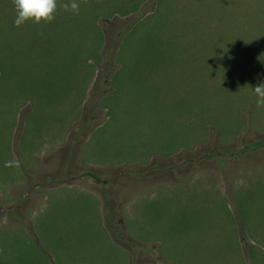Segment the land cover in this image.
<instances>
[{"label":"rangeland","instance_id":"374dc122","mask_svg":"<svg viewBox=\"0 0 264 264\" xmlns=\"http://www.w3.org/2000/svg\"><path fill=\"white\" fill-rule=\"evenodd\" d=\"M2 12L0 3V140L41 138L37 120L61 114L72 127L70 174L100 182L104 202L94 206L90 190L79 205L60 189L13 194L0 209V260L83 264L78 246L91 259L94 239L110 233L134 242L132 264H264V106L253 90L264 83V0H154L133 14L145 27L126 37L89 113L98 59L88 26L15 27V11ZM198 19L204 26L178 42V23ZM154 170L163 184L143 187ZM141 224L143 257L128 234Z\"/></svg>","mask_w":264,"mask_h":264},{"label":"crops","instance_id":"0c3cea01","mask_svg":"<svg viewBox=\"0 0 264 264\" xmlns=\"http://www.w3.org/2000/svg\"><path fill=\"white\" fill-rule=\"evenodd\" d=\"M37 121L39 122L38 126L43 127L41 138H37V132L32 130V135L26 133L24 137L21 134V137H18L17 144L14 143V140H9L10 138L0 140L5 147L14 151L8 155L0 154V209H8L9 206L15 204L12 202L13 194H21L28 191L27 194L34 195L40 194L43 190H53L54 193L59 195V189L61 190V195L69 192L75 194L73 198L77 205H79L80 193L83 190H90L94 193L93 195H96L97 202L93 203V205L102 207L104 198L102 197L101 183L90 176L70 174L71 170L68 162L69 145L70 141H72L70 122L68 123L67 119L63 120L61 114L48 117L45 121L43 118ZM7 129H10L9 124ZM15 145H17V148ZM5 147L1 149L0 145V153L3 150L4 152L6 151ZM66 162L67 164L65 165ZM145 175H143L141 182L143 187L148 186L153 189L163 184L164 174L160 171H148ZM57 200L58 197L54 195V201L56 202ZM82 203L83 201L80 204L83 205ZM157 224L153 223V229ZM148 226V224L146 226L141 224L137 235L128 233L131 238L140 243L141 257L144 254L148 255L151 253L148 241L140 238V233L145 232ZM77 240L78 238L75 241ZM87 242L89 243V241ZM92 244H94V252L91 259L87 253L86 256H83L77 245L76 256L80 258L79 261L83 264H97L103 260H109L111 264H115V260L118 258L124 259L125 264H132L130 255L134 254L135 249L116 239L114 235L110 236V233H107L106 236H101L98 240L94 239Z\"/></svg>","mask_w":264,"mask_h":264},{"label":"trees","instance_id":"16d2710c","mask_svg":"<svg viewBox=\"0 0 264 264\" xmlns=\"http://www.w3.org/2000/svg\"><path fill=\"white\" fill-rule=\"evenodd\" d=\"M153 1L154 0H135L133 1V3L130 2L131 4L128 3L126 5V0H75V2L79 4V13L75 14L72 11H65L61 7V5L65 3H70L71 0H56L57 10L55 13L56 20H54V22L44 23L42 21V25L34 24L33 22H31L32 26L41 27L42 31L44 30L47 31L49 27L51 30H53L54 26L56 25H63V27L66 26L73 27V26L82 25L83 27L88 26V28L91 30L93 40L95 38L97 44L96 57L98 61L96 63L98 64L101 63V66L99 67L98 64L96 63L95 66L93 65L94 70L92 76L94 77V82L91 87L90 95L86 101V105H85L86 113L87 111L89 113L91 109L90 103H92V101L95 99L100 100V98L102 97L103 95L102 93L105 91L103 87L106 85V82L110 77V76L108 77V75L112 74V70L114 69L113 61H115V66H116L121 51L126 50V48H123V43L126 40V37L130 33H132L136 28L142 30L143 27H145V20L138 19L139 17L134 18L135 15L133 14L137 12L145 13L152 6ZM0 3L3 14H12V11H14L12 0H0ZM232 4L234 5L235 2H232ZM185 9H187L186 6ZM114 15H118L120 17L126 15H130V16L126 20H121L116 18V22H114V24L104 23L100 25L98 23V19L100 17H112ZM132 16L133 18H131ZM212 17H216V16L213 15ZM225 19H226L225 14L221 18H219V20H221L222 22L225 21ZM160 20L167 21L166 18H160ZM166 21L164 25H167ZM199 21L202 20L198 19L196 24H194L193 21H190L189 23L179 22L177 25L178 32L176 33L178 34V36H174V34L171 36H174L177 39L179 38L177 40L178 42L183 41L184 37L186 36V33L189 34V30H191V26L192 27L204 26V22L202 25H199L198 24ZM174 37H168L164 41L172 42L174 40ZM105 43L107 44L105 45ZM45 58L47 59V61H49V59L52 58L49 51L46 52ZM100 82L102 83V86H99ZM89 174L92 175L94 178H98V176L93 172H90ZM117 237L120 240L124 241V243H127L130 247H132L134 244L133 241L127 239L123 235H119ZM0 264H10V263L0 260Z\"/></svg>","mask_w":264,"mask_h":264},{"label":"clouds","instance_id":"9594fccd","mask_svg":"<svg viewBox=\"0 0 264 264\" xmlns=\"http://www.w3.org/2000/svg\"><path fill=\"white\" fill-rule=\"evenodd\" d=\"M16 18L14 26L20 27L28 21L35 24L50 23L55 19L57 10L56 0H12ZM65 11L79 13V4L75 0L61 5ZM256 95L257 106H264V83H258L253 87Z\"/></svg>","mask_w":264,"mask_h":264}]
</instances>
